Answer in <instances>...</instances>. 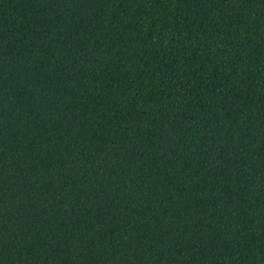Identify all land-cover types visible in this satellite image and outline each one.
Returning a JSON list of instances; mask_svg holds the SVG:
<instances>
[{
	"label": "trees",
	"instance_id": "obj_1",
	"mask_svg": "<svg viewBox=\"0 0 264 264\" xmlns=\"http://www.w3.org/2000/svg\"><path fill=\"white\" fill-rule=\"evenodd\" d=\"M0 264H264V0H0Z\"/></svg>",
	"mask_w": 264,
	"mask_h": 264
}]
</instances>
